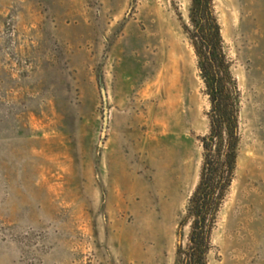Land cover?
<instances>
[{
	"label": "rangeland",
	"instance_id": "obj_1",
	"mask_svg": "<svg viewBox=\"0 0 264 264\" xmlns=\"http://www.w3.org/2000/svg\"><path fill=\"white\" fill-rule=\"evenodd\" d=\"M211 1L239 103L206 263L264 264V0ZM189 4L0 0V264H175L209 130Z\"/></svg>",
	"mask_w": 264,
	"mask_h": 264
},
{
	"label": "trees",
	"instance_id": "obj_2",
	"mask_svg": "<svg viewBox=\"0 0 264 264\" xmlns=\"http://www.w3.org/2000/svg\"><path fill=\"white\" fill-rule=\"evenodd\" d=\"M211 0H190L189 39L209 100L208 133L201 137L198 182L188 198L180 225L189 223L185 247L178 246L175 264H207L215 215L230 185L238 145L239 92L222 49Z\"/></svg>",
	"mask_w": 264,
	"mask_h": 264
},
{
	"label": "water",
	"instance_id": "obj_3",
	"mask_svg": "<svg viewBox=\"0 0 264 264\" xmlns=\"http://www.w3.org/2000/svg\"><path fill=\"white\" fill-rule=\"evenodd\" d=\"M100 93H101V98H102V102H103V105L105 106L106 104V94H105V90L103 88V86H100ZM107 111L106 109L104 110V115H106ZM104 136V130L101 132V137Z\"/></svg>",
	"mask_w": 264,
	"mask_h": 264
},
{
	"label": "bare ground",
	"instance_id": "obj_4",
	"mask_svg": "<svg viewBox=\"0 0 264 264\" xmlns=\"http://www.w3.org/2000/svg\"><path fill=\"white\" fill-rule=\"evenodd\" d=\"M172 65V64H171ZM161 79V78H160ZM160 79H159V82H160ZM161 112H163V111H161ZM162 114V113H161ZM168 117V116H167Z\"/></svg>",
	"mask_w": 264,
	"mask_h": 264
}]
</instances>
